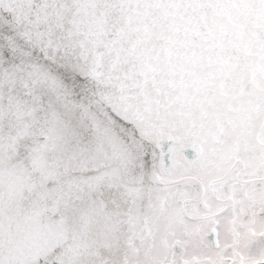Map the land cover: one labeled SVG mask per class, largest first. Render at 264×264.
<instances>
[{
  "label": "snow or ice",
  "instance_id": "obj_1",
  "mask_svg": "<svg viewBox=\"0 0 264 264\" xmlns=\"http://www.w3.org/2000/svg\"><path fill=\"white\" fill-rule=\"evenodd\" d=\"M0 264H264V0H0Z\"/></svg>",
  "mask_w": 264,
  "mask_h": 264
}]
</instances>
